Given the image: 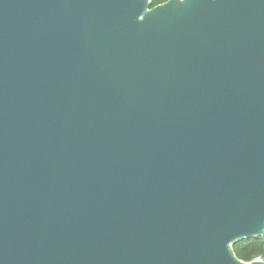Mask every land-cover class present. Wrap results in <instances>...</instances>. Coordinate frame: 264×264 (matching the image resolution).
<instances>
[{"label": "water", "instance_id": "95a60500", "mask_svg": "<svg viewBox=\"0 0 264 264\" xmlns=\"http://www.w3.org/2000/svg\"><path fill=\"white\" fill-rule=\"evenodd\" d=\"M264 0H0V264H264Z\"/></svg>", "mask_w": 264, "mask_h": 264}, {"label": "trees", "instance_id": "16d2710c", "mask_svg": "<svg viewBox=\"0 0 264 264\" xmlns=\"http://www.w3.org/2000/svg\"><path fill=\"white\" fill-rule=\"evenodd\" d=\"M167 0H151V7H155ZM234 255L242 262L250 263L255 259L264 261V237L253 238L238 242L232 248Z\"/></svg>", "mask_w": 264, "mask_h": 264}, {"label": "built area", "instance_id": "2783aa9c", "mask_svg": "<svg viewBox=\"0 0 264 264\" xmlns=\"http://www.w3.org/2000/svg\"><path fill=\"white\" fill-rule=\"evenodd\" d=\"M258 260H261V259L258 258Z\"/></svg>", "mask_w": 264, "mask_h": 264}]
</instances>
